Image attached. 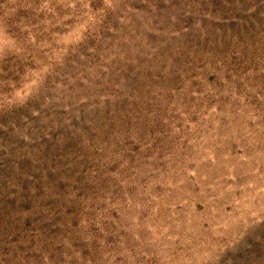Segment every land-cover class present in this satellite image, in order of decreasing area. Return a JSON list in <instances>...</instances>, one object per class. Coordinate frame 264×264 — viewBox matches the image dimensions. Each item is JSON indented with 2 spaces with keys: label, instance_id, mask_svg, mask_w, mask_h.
<instances>
[{
  "label": "rangeland",
  "instance_id": "obj_1",
  "mask_svg": "<svg viewBox=\"0 0 264 264\" xmlns=\"http://www.w3.org/2000/svg\"><path fill=\"white\" fill-rule=\"evenodd\" d=\"M0 264H264V0H0Z\"/></svg>",
  "mask_w": 264,
  "mask_h": 264
}]
</instances>
